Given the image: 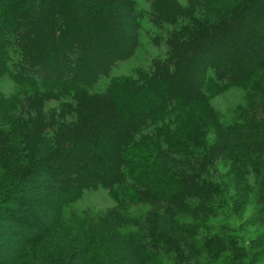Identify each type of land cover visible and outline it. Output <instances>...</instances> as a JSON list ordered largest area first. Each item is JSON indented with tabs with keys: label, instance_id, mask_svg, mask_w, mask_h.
<instances>
[{
	"label": "trees",
	"instance_id": "obj_1",
	"mask_svg": "<svg viewBox=\"0 0 264 264\" xmlns=\"http://www.w3.org/2000/svg\"><path fill=\"white\" fill-rule=\"evenodd\" d=\"M144 14L164 55L94 91L140 44L135 0H0V264L264 260V0ZM98 187L110 207L64 216ZM250 200L240 237L228 218Z\"/></svg>",
	"mask_w": 264,
	"mask_h": 264
},
{
	"label": "rangeland",
	"instance_id": "obj_2",
	"mask_svg": "<svg viewBox=\"0 0 264 264\" xmlns=\"http://www.w3.org/2000/svg\"><path fill=\"white\" fill-rule=\"evenodd\" d=\"M136 6L138 11L141 13L140 19H141V28L139 31V41L140 44L135 50V53L129 57L126 60L118 62L115 66H113L109 74L107 76H103L99 79V81L94 85L93 90L94 91H100L103 90L106 84L108 83L109 79L122 75V74H133L134 71L138 68H148V66L151 63V60L155 57H162L165 52V46H156L154 45L150 39L149 35L154 34L156 32V27L152 22H150L147 17L145 16V10L148 7V0H135ZM4 88H6V91H10L13 89V85L4 82ZM241 100V94L238 89L231 88L228 91L215 96L211 99L212 104L218 108L222 113H226V110L228 107L234 105L235 103L240 102ZM134 152L137 154V151L134 150ZM135 155V154H133ZM136 158L135 156H132ZM140 156H138L139 158ZM134 158L131 159L130 157V163L129 168L132 169L135 167V163L133 161H136ZM141 158V157H140ZM217 172L219 173L220 177L224 181H228V185L233 184L232 181L235 176V169L233 166V163L229 161L228 159L221 161L217 165ZM250 185L252 184V180H248ZM233 192V189L231 190ZM250 198L253 200V195L251 194ZM55 200L52 198L51 202L47 204L45 207L46 210L49 213H52L54 211L53 203ZM113 204V201L109 197L107 190L103 187H98L97 189H89L85 190L82 194V196L76 200L72 207L69 205V208L65 209V215L69 216L70 213L82 211L84 209H94V210H104L108 207H110ZM252 210V201L250 200L249 203H246L243 207L242 215L237 214H230L228 220L230 223L236 228V233L239 234L241 237H246V233L244 230L240 229L238 226L240 223V219H244L247 217ZM240 216V219L238 217ZM248 233L252 232L254 230V227H248ZM74 264H81V258H75ZM257 264H264V260L262 262H259Z\"/></svg>",
	"mask_w": 264,
	"mask_h": 264
}]
</instances>
